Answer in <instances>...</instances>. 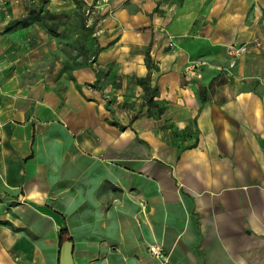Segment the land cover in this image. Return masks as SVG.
I'll return each mask as SVG.
<instances>
[{
	"label": "crops",
	"instance_id": "crops-1",
	"mask_svg": "<svg viewBox=\"0 0 264 264\" xmlns=\"http://www.w3.org/2000/svg\"><path fill=\"white\" fill-rule=\"evenodd\" d=\"M65 241L264 264V0L0 1V264Z\"/></svg>",
	"mask_w": 264,
	"mask_h": 264
},
{
	"label": "built area",
	"instance_id": "built-area-1",
	"mask_svg": "<svg viewBox=\"0 0 264 264\" xmlns=\"http://www.w3.org/2000/svg\"><path fill=\"white\" fill-rule=\"evenodd\" d=\"M0 1L3 2L5 0H0ZM88 13L89 12H86V15H88ZM170 45L173 46L174 44L171 42ZM232 49L235 50V51H233ZM241 49L242 48L236 49L234 47H231L229 53L233 54L235 56H239L242 53ZM149 251L154 257H156L157 259L161 260L162 262H165L167 260L166 256L164 255L162 249L159 246L152 245V246L149 247Z\"/></svg>",
	"mask_w": 264,
	"mask_h": 264
},
{
	"label": "water",
	"instance_id": "water-1",
	"mask_svg": "<svg viewBox=\"0 0 264 264\" xmlns=\"http://www.w3.org/2000/svg\"><path fill=\"white\" fill-rule=\"evenodd\" d=\"M60 264H72V245L68 241L62 246Z\"/></svg>",
	"mask_w": 264,
	"mask_h": 264
},
{
	"label": "trees",
	"instance_id": "trees-1",
	"mask_svg": "<svg viewBox=\"0 0 264 264\" xmlns=\"http://www.w3.org/2000/svg\"><path fill=\"white\" fill-rule=\"evenodd\" d=\"M147 66L149 68H151L150 67L151 64H150V59L149 58H147ZM149 81H150V77L148 76L147 78L139 79L138 82L141 85V87L143 88L145 95L148 96L151 99L152 96H154V89H152L149 86Z\"/></svg>",
	"mask_w": 264,
	"mask_h": 264
}]
</instances>
